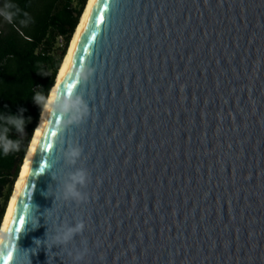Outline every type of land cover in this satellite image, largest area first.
Wrapping results in <instances>:
<instances>
[{
    "label": "water",
    "instance_id": "obj_1",
    "mask_svg": "<svg viewBox=\"0 0 264 264\" xmlns=\"http://www.w3.org/2000/svg\"><path fill=\"white\" fill-rule=\"evenodd\" d=\"M57 89L88 115L46 113L0 264H264V0H93Z\"/></svg>",
    "mask_w": 264,
    "mask_h": 264
},
{
    "label": "trees",
    "instance_id": "obj_2",
    "mask_svg": "<svg viewBox=\"0 0 264 264\" xmlns=\"http://www.w3.org/2000/svg\"><path fill=\"white\" fill-rule=\"evenodd\" d=\"M88 0H0V116L20 114L25 132L9 137L19 149L0 152V225L20 175L41 109L36 92L47 95L57 80ZM3 121H0L2 125Z\"/></svg>",
    "mask_w": 264,
    "mask_h": 264
},
{
    "label": "clouds",
    "instance_id": "obj_3",
    "mask_svg": "<svg viewBox=\"0 0 264 264\" xmlns=\"http://www.w3.org/2000/svg\"><path fill=\"white\" fill-rule=\"evenodd\" d=\"M5 17L11 20V16L7 13ZM92 72V69L81 67L79 70L80 78L87 80ZM33 101L40 107L41 113H57L62 119V127H68L73 124H78L88 115V104L83 99L81 94H61L58 89H51L47 95L42 92H36L32 97ZM23 109L20 110V114H9L7 116H0V121H3L0 125V152L7 155L11 151L19 149V142L9 137V131L14 128L19 133L25 132L26 120L22 115ZM81 148L77 146H69L63 153L64 159L69 164H75L77 159L81 156ZM88 182V173L83 168H78L73 172H69L67 178L63 182V197L65 199L82 200L85 198V194L80 191V187H83ZM37 211V209H35ZM25 214L30 222L35 223L38 226V219L34 215V210L26 205ZM84 228L83 221L77 222L75 225L63 226L57 231L53 237L55 243L65 244L69 242L75 234L81 232ZM47 235V234H46ZM48 240L47 238L43 241ZM42 241L40 239L35 240L36 246H40ZM22 249V248H21ZM24 251H29L23 249ZM8 255L12 256V252ZM83 253L78 252L75 259L80 260ZM7 264V259L5 261ZM17 264H24L23 261L17 260ZM28 264H31L29 258Z\"/></svg>",
    "mask_w": 264,
    "mask_h": 264
},
{
    "label": "bare ground",
    "instance_id": "obj_4",
    "mask_svg": "<svg viewBox=\"0 0 264 264\" xmlns=\"http://www.w3.org/2000/svg\"><path fill=\"white\" fill-rule=\"evenodd\" d=\"M92 3H93V0H88V2H87V4H86L85 10H84V12H83V14H82V17H81V20H80V23H79V25H78V27H77L75 33H74V36H73V38H72L71 44H70L69 49H68V52H67V54H66V56H65V58H64V60H63L62 66H61V68H60V70H59V73H58V77H57L56 83H55V85H54V87H53L52 89H57V87H58V84H59V82H60V80H61V77H62V75H63V72H64V70H65V68H66V65H67V63H68V60H69V58H70V56H71V53H72L73 48H74V46H75V44H76V41H77V39H78V36H79L80 31H81V29H82V27H83V24H84V22H85V19H86L87 15H88V12H89V10H90V7H91ZM45 116H46V113H42V114H41L40 122H39V124H38V126H37V128H36V130H35V132H34V135H33L32 141H31V143H30V146H29L28 152H27V154H26V157H25L24 163H23V165H22V167H21L20 175H19V177H18V179H17V181H16V184H15V187H14V190H13V193H12V196H11V198H10V201H9L8 207H7V209H6V212H5L4 218H3V220H2V224L0 225V241H1V238H2V235H3V232H4V229H5V227H6V224H7V221H8V218H9L10 212H11V209H12V207H13V204H14V201H15V198H16V195H17V193H18V190H19V187H20V184H21L22 178H23V176H24V173H25V170H26L27 164H28V162H29V159H30L31 153H32V151H33V148H34V145H35L36 139H37V137H38L39 131H40L41 126H42V124H43V121H44V119H45Z\"/></svg>",
    "mask_w": 264,
    "mask_h": 264
},
{
    "label": "snow or ice",
    "instance_id": "obj_5",
    "mask_svg": "<svg viewBox=\"0 0 264 264\" xmlns=\"http://www.w3.org/2000/svg\"><path fill=\"white\" fill-rule=\"evenodd\" d=\"M93 18L95 19L96 17H95V12H94V14H93ZM52 146H51V144H49V148H51ZM19 222H20V225L21 226H23L24 225V218L23 217H20L19 218ZM19 230V229H18ZM8 258L10 259L11 258V256L10 255H8Z\"/></svg>",
    "mask_w": 264,
    "mask_h": 264
}]
</instances>
